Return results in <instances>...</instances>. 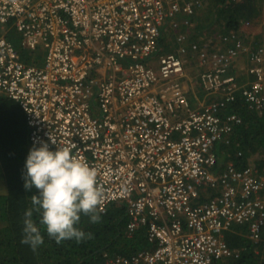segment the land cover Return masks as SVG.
I'll list each match as a JSON object with an SVG mask.
<instances>
[{
  "label": "built area",
  "instance_id": "2783aa9c",
  "mask_svg": "<svg viewBox=\"0 0 264 264\" xmlns=\"http://www.w3.org/2000/svg\"><path fill=\"white\" fill-rule=\"evenodd\" d=\"M196 7L199 0H0V98L24 112L31 146L73 144L96 169L98 212L123 204L129 235L145 226L155 244L105 264H215L231 256L223 231L264 208V176L231 163L213 172L214 145L241 121L222 114L236 93L264 114V43L220 32L211 47L180 32L176 51H162V32L180 19L188 26ZM11 30L32 58L22 59ZM192 68L197 105L183 86ZM204 184L220 195L197 203ZM262 224L251 222L252 240Z\"/></svg>",
  "mask_w": 264,
  "mask_h": 264
},
{
  "label": "trees",
  "instance_id": "16d2710c",
  "mask_svg": "<svg viewBox=\"0 0 264 264\" xmlns=\"http://www.w3.org/2000/svg\"><path fill=\"white\" fill-rule=\"evenodd\" d=\"M262 0H211V10L215 20L229 32H237L243 23H255L263 17L260 4ZM264 25V19H263ZM264 37V26L263 33ZM8 40L27 61L34 56L22 47L20 36L11 30L6 34ZM264 41V39H263ZM177 47L175 46L173 52ZM243 76H239V78ZM236 101L226 106L223 115L235 114L240 123L233 127L228 140L218 142L213 151L216 165L213 172L221 174L229 163L233 168L252 169L264 176V114L252 110L236 93ZM29 127L20 106L7 98H0V172L4 182L0 181V264H105L107 257L121 255L129 257L140 251L155 247L147 239L146 227L141 226L131 235L127 224L129 215L123 204H112L104 213L97 212L99 219L92 222L88 215L81 214L77 227L86 237L79 242L64 239L57 243L49 237L41 226L43 243L35 249L22 243L24 211L31 207L33 188L27 191L23 187L22 173L24 161L30 149ZM203 187V186H201ZM197 203H204L220 195L204 184ZM260 195V194H259ZM264 196V192H261ZM34 221L39 216L34 212ZM262 220L259 240L250 238L252 221ZM222 241L228 247L231 256L215 264H264V208L256 216L242 224L234 223L223 231Z\"/></svg>",
  "mask_w": 264,
  "mask_h": 264
},
{
  "label": "clouds",
  "instance_id": "9594fccd",
  "mask_svg": "<svg viewBox=\"0 0 264 264\" xmlns=\"http://www.w3.org/2000/svg\"><path fill=\"white\" fill-rule=\"evenodd\" d=\"M50 143L54 147H50ZM73 148L71 143L56 146L54 141L42 140L30 147L26 155L23 187L36 191L32 195V206L23 214L21 242L34 249L43 243L41 226L57 243L64 239L79 242L86 237L77 227L81 214L88 215L92 222L99 219L97 212L103 192L97 182L96 169L78 158ZM34 212L39 216L38 222L33 219Z\"/></svg>",
  "mask_w": 264,
  "mask_h": 264
},
{
  "label": "crops",
  "instance_id": "0c3cea01",
  "mask_svg": "<svg viewBox=\"0 0 264 264\" xmlns=\"http://www.w3.org/2000/svg\"><path fill=\"white\" fill-rule=\"evenodd\" d=\"M199 1L202 3V7L194 8L193 14L187 18V21L189 22L188 26L182 23V20L180 19L176 21L175 22L176 24L172 26L174 29L172 33L170 29H167L166 31L162 32V37L159 43L162 51L168 52L173 50V48L176 46L174 36L180 32L188 35L189 39L187 40V42L189 43L195 42L198 45H201L204 43L206 39H209L208 43L209 46L211 47H213V45L215 44L213 38L217 37L219 35V32H223V33L229 32L223 26H220L221 29L217 30L216 27L217 24L215 23H217L218 21L215 20L213 11L210 10L209 8V6H211L212 4L211 0H199ZM260 7L264 13V0H262ZM219 24L222 25L220 22ZM236 33L238 34L245 33L242 24L239 26V29ZM261 37H262L261 40H263L264 39L263 35ZM182 48L184 50L188 49V44H185ZM193 74L196 75L195 69L193 68L189 69L187 74V79L185 80L183 86L187 90L192 102L197 105L202 103V97L200 95H197V89H199L197 80H194V82L192 83ZM188 80L190 83H188ZM0 181H2L3 184L4 174L1 172H0Z\"/></svg>",
  "mask_w": 264,
  "mask_h": 264
},
{
  "label": "rangeland",
  "instance_id": "374dc122",
  "mask_svg": "<svg viewBox=\"0 0 264 264\" xmlns=\"http://www.w3.org/2000/svg\"><path fill=\"white\" fill-rule=\"evenodd\" d=\"M209 8L211 10V6H209ZM263 19H264V14H263V17H259L258 20L255 21V23L253 22L251 24H247V23L242 24L243 28L245 30V33H243V34L240 33V36L244 40L245 43H249V42H256L259 44L264 43V41L261 40V38H262L261 36L263 33V26H264L262 23ZM215 24H217V26H216L217 30L221 29L220 26H222V25H220L219 22H217ZM208 40L209 39H206L204 42H207ZM185 51L186 52L184 53V55H188V49H186ZM168 52H173V50L168 51ZM40 54L43 55L42 50L39 52V55ZM238 71H242V70L240 68H238ZM187 73H188V71H187ZM194 80H197V75H195V74H193L192 83L194 82ZM188 83H190L189 80H188ZM193 86H194V84H193ZM197 95H200L199 89H197ZM188 96H189V94H188Z\"/></svg>",
  "mask_w": 264,
  "mask_h": 264
},
{
  "label": "bare ground",
  "instance_id": "6f19581e",
  "mask_svg": "<svg viewBox=\"0 0 264 264\" xmlns=\"http://www.w3.org/2000/svg\"><path fill=\"white\" fill-rule=\"evenodd\" d=\"M224 259H227V258H224ZM224 259H222V260H224Z\"/></svg>",
  "mask_w": 264,
  "mask_h": 264
}]
</instances>
